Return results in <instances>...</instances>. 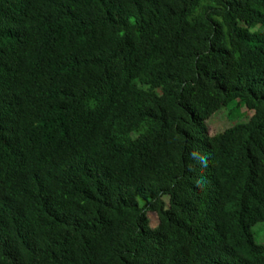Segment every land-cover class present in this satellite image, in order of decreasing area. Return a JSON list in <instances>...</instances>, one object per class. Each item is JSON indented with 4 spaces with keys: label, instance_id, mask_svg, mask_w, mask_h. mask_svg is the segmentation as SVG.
Returning <instances> with one entry per match:
<instances>
[{
    "label": "trees",
    "instance_id": "trees-1",
    "mask_svg": "<svg viewBox=\"0 0 264 264\" xmlns=\"http://www.w3.org/2000/svg\"><path fill=\"white\" fill-rule=\"evenodd\" d=\"M263 220L264 0H0V264H264Z\"/></svg>",
    "mask_w": 264,
    "mask_h": 264
},
{
    "label": "rangeland",
    "instance_id": "rangeland-1",
    "mask_svg": "<svg viewBox=\"0 0 264 264\" xmlns=\"http://www.w3.org/2000/svg\"><path fill=\"white\" fill-rule=\"evenodd\" d=\"M230 121H231V119L230 118L228 119L226 114H224V115H222V114L218 115L217 114L210 122V129L211 130L220 129V127L222 128V127L228 125ZM164 200L167 202L168 197L165 196ZM148 214H149L151 223L156 224L158 222L157 214L154 212H149ZM253 230H254L256 240L259 243L264 244V220L257 222L254 225Z\"/></svg>",
    "mask_w": 264,
    "mask_h": 264
}]
</instances>
